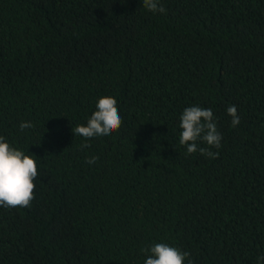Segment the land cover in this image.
<instances>
[{
  "label": "trees",
  "instance_id": "trees-1",
  "mask_svg": "<svg viewBox=\"0 0 264 264\" xmlns=\"http://www.w3.org/2000/svg\"><path fill=\"white\" fill-rule=\"evenodd\" d=\"M159 5L0 0V136L38 171L30 207L0 206V264H144L156 243L264 264V0ZM103 96L119 129L74 135ZM192 106L213 112L216 158L179 143Z\"/></svg>",
  "mask_w": 264,
  "mask_h": 264
},
{
  "label": "clouds",
  "instance_id": "clouds-1",
  "mask_svg": "<svg viewBox=\"0 0 264 264\" xmlns=\"http://www.w3.org/2000/svg\"><path fill=\"white\" fill-rule=\"evenodd\" d=\"M143 7L153 13H165L166 9L159 5V0H142ZM227 114L232 117L231 125L238 126L240 118L235 105L227 108ZM122 120L117 108V101L111 96L98 99L96 110L87 120L86 125H77L72 128L74 135L83 137L86 141L93 137H107L119 129ZM20 130L33 127L30 122H21ZM179 143L187 146L186 154L197 151L209 158H216L218 153L210 151L211 148H220L222 135L217 130L213 112L210 108L192 106L184 109L180 116ZM202 140L209 147H198L197 141ZM90 145L84 143L83 148ZM98 157H89L86 162L95 164ZM38 175L36 160L23 151L13 148L0 136V206L6 208L30 207L34 199V180ZM144 264H184L188 252H181L178 248L165 243H156L149 249ZM264 260V257H260ZM188 264H192L189 259Z\"/></svg>",
  "mask_w": 264,
  "mask_h": 264
}]
</instances>
